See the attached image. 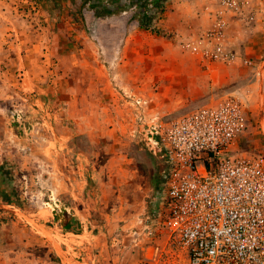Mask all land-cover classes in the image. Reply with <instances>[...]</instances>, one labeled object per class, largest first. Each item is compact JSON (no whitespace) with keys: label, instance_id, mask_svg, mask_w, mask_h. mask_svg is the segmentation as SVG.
<instances>
[{"label":"rangeland","instance_id":"374dc122","mask_svg":"<svg viewBox=\"0 0 264 264\" xmlns=\"http://www.w3.org/2000/svg\"><path fill=\"white\" fill-rule=\"evenodd\" d=\"M152 1L142 18L118 13L129 0H94L119 18L101 32L79 3L0 0V264H186L161 224L150 116L234 96L248 122L238 147L264 154V0ZM219 18L225 36L208 41ZM216 43L232 62L207 56ZM62 211L78 228L60 227Z\"/></svg>","mask_w":264,"mask_h":264},{"label":"built area","instance_id":"2783aa9c","mask_svg":"<svg viewBox=\"0 0 264 264\" xmlns=\"http://www.w3.org/2000/svg\"><path fill=\"white\" fill-rule=\"evenodd\" d=\"M246 3L220 0L224 10ZM225 27L216 19L205 37L221 40ZM206 54L234 60L218 43ZM142 123L161 190V224L186 264H264V154L237 145L248 127L241 100L226 96L173 121L150 116Z\"/></svg>","mask_w":264,"mask_h":264},{"label":"crops","instance_id":"0c3cea01","mask_svg":"<svg viewBox=\"0 0 264 264\" xmlns=\"http://www.w3.org/2000/svg\"><path fill=\"white\" fill-rule=\"evenodd\" d=\"M75 3H79V8L81 9L82 7V11H83V15H85V17H88V22L92 23L94 22V27L96 28V31H97V27H99L100 25H102V29H100L101 32L103 31H115L117 30L118 28H114L111 29L110 28H107L105 29V26L109 25V23H115V21L119 18H116V17H113L115 14L117 15V12L116 13H112V15H110V17H104L103 15H101L102 13L101 12H98L97 9H98V5L96 4V2H94V0H66V4L65 5H72ZM157 0H153L152 3H156ZM148 3V0H129V2L122 6L121 8L119 7V10L118 13H122L121 15H127L129 16L128 14V10L131 9L132 7H138L140 10H142V18L145 16V14L147 13L146 10H145V6L147 5ZM108 5V4H106ZM163 6H165V0H162V8ZM66 7V6H65ZM122 10V11H121ZM110 11V9H109ZM47 12H50L49 9H47ZM197 13V12H196ZM199 14V13H198ZM115 15V16H116ZM200 15V14H199ZM197 17V15H196ZM192 19V18H190ZM211 19V17H210ZM112 21V22H111ZM165 21V20H163ZM127 24V25H126ZM125 24V30H127V26L130 27V29L132 30H136L138 29L140 26L138 25L137 26V23L135 22H131L130 25L129 23H126ZM182 28V26H179ZM196 28V27H195ZM191 31L193 28H190ZM196 29H199V28H196ZM183 30V29H182ZM180 30V31H182ZM188 31V30H186ZM190 32V31H188ZM53 219H56L57 220V223H59L60 227L64 230H67V231H74L76 228H78V220L76 218H73L72 216L69 215V212H64L62 211L61 214H60V217H54Z\"/></svg>","mask_w":264,"mask_h":264},{"label":"trees","instance_id":"16d2710c","mask_svg":"<svg viewBox=\"0 0 264 264\" xmlns=\"http://www.w3.org/2000/svg\"><path fill=\"white\" fill-rule=\"evenodd\" d=\"M104 15H111L112 12L108 11V10H105V12L103 13ZM5 193V192H4ZM2 199L3 201H5L7 204H10L12 203L11 200L9 199V196L7 194H3L2 195Z\"/></svg>","mask_w":264,"mask_h":264}]
</instances>
